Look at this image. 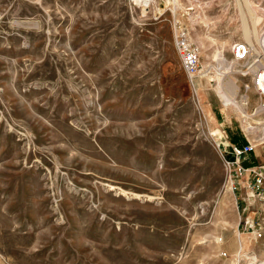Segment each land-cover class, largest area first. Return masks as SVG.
Here are the masks:
<instances>
[{
    "label": "rangeland",
    "instance_id": "rangeland-1",
    "mask_svg": "<svg viewBox=\"0 0 264 264\" xmlns=\"http://www.w3.org/2000/svg\"><path fill=\"white\" fill-rule=\"evenodd\" d=\"M161 2L155 20L129 0H0V264L264 262V137L235 178L223 159L259 119L216 92L221 43L231 61L244 23L264 33V0ZM232 76L249 115L262 99Z\"/></svg>",
    "mask_w": 264,
    "mask_h": 264
},
{
    "label": "built area",
    "instance_id": "built-area-1",
    "mask_svg": "<svg viewBox=\"0 0 264 264\" xmlns=\"http://www.w3.org/2000/svg\"><path fill=\"white\" fill-rule=\"evenodd\" d=\"M161 1L163 3L161 2L160 5L163 6L164 0ZM129 2L135 9H139L141 13L151 14L155 20L161 18L165 14V8L162 10L158 8L157 0H129ZM173 24L175 32L174 42L183 69L189 79L194 81L201 73L199 50L191 41L186 26L180 20L176 19H174ZM262 35L263 31L261 32V36ZM261 42H263V39ZM231 53L232 60L235 62L236 66L239 67L237 73L242 77L250 78L251 84H245L244 88L250 90L252 86L256 94L262 99L254 108L253 112L248 115L250 118L253 117L259 120L255 124L247 123L246 130H244L247 143L242 146L230 144L229 148L232 157L227 158L223 156L228 176L230 179H233L241 174V172L247 171L240 165L241 161L255 151L256 139L262 140L264 136V53L261 50H257L255 45L246 41L235 42L232 46ZM249 101L250 96L247 98V104ZM254 134L258 135L255 136V139L251 140L249 136H253ZM259 176L261 175L259 174Z\"/></svg>",
    "mask_w": 264,
    "mask_h": 264
},
{
    "label": "bare ground",
    "instance_id": "bare-ground-1",
    "mask_svg": "<svg viewBox=\"0 0 264 264\" xmlns=\"http://www.w3.org/2000/svg\"><path fill=\"white\" fill-rule=\"evenodd\" d=\"M243 1H244V3H243L244 5L250 6L251 0H243ZM254 9L257 12H259L260 10H261V12L263 11V8L260 9L259 5L254 7ZM262 20H263L262 17L257 15V16L252 18V21H250L252 23L251 24L252 26L249 23L243 22L244 24L242 26V33H243L244 41L249 42L252 45H255L257 50H261L264 53V33L261 36V34H259L260 33L259 30L257 29V25H259ZM262 39H263V42H261ZM198 41L200 43H202L200 38H198ZM221 44H222L221 49H223L225 51L226 47H228V42L221 43ZM202 45H203V43H202ZM223 50H218V55L216 57H217L218 62H220V66L218 65L219 67L216 69V71L219 74H221L220 69H225L226 72L224 73V75L225 76L228 75V76H226V77H228V80L224 84L221 82L222 80H219L217 82L216 92L226 107L231 106L232 108L239 111L240 113H244L245 117H249L248 114L245 113L246 111L244 112V110H245L244 108L246 106L248 95H244V97L242 99L240 98V93H241L240 92V85L238 84V81L235 78V76L234 77L232 76V74H235L238 72L235 68L236 64L233 60L229 61L225 57ZM201 74L202 73H200V75L197 76V78H199L201 76ZM229 75L231 77H229ZM202 76H204V75L202 74ZM210 81L211 80L208 79V82H210ZM196 90L198 91V87L196 88ZM247 120H248V118H247ZM248 123H250V122H248ZM216 240H217V244H220V245L223 242V238H221V237L216 238ZM253 260L254 261L251 262V264H257L256 258H253ZM261 264H264V262Z\"/></svg>",
    "mask_w": 264,
    "mask_h": 264
},
{
    "label": "trees",
    "instance_id": "trees-1",
    "mask_svg": "<svg viewBox=\"0 0 264 264\" xmlns=\"http://www.w3.org/2000/svg\"><path fill=\"white\" fill-rule=\"evenodd\" d=\"M230 141L232 144L242 146L247 143L244 135L242 132H234L230 138Z\"/></svg>",
    "mask_w": 264,
    "mask_h": 264
},
{
    "label": "crops",
    "instance_id": "crops-1",
    "mask_svg": "<svg viewBox=\"0 0 264 264\" xmlns=\"http://www.w3.org/2000/svg\"><path fill=\"white\" fill-rule=\"evenodd\" d=\"M176 1H177V0H175V2H176ZM190 9H193V8H190ZM190 9H189V10H190ZM250 101H251V97H250ZM219 111L225 113L223 109H221V110H219ZM220 112H219V113H220ZM221 115H223V114L221 113ZM224 115H225V117L222 116V118L228 122V120H229V116H228V114L226 113V114H224ZM246 141H247V140H246Z\"/></svg>",
    "mask_w": 264,
    "mask_h": 264
}]
</instances>
